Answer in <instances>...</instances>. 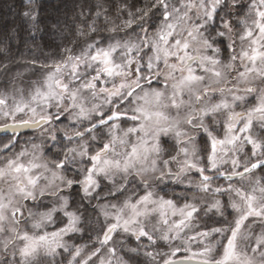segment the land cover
<instances>
[{
    "label": "snow or ice",
    "instance_id": "snow-or-ice-1",
    "mask_svg": "<svg viewBox=\"0 0 264 264\" xmlns=\"http://www.w3.org/2000/svg\"><path fill=\"white\" fill-rule=\"evenodd\" d=\"M7 9L0 264H264V0Z\"/></svg>",
    "mask_w": 264,
    "mask_h": 264
},
{
    "label": "trees",
    "instance_id": "trees-1",
    "mask_svg": "<svg viewBox=\"0 0 264 264\" xmlns=\"http://www.w3.org/2000/svg\"><path fill=\"white\" fill-rule=\"evenodd\" d=\"M12 0H0V29H3L7 26L13 19V15L8 12L7 4L11 3ZM19 3V0H16ZM72 0H41L44 14L52 19H64L66 15V9L71 6ZM70 16V13H67ZM45 41H50L54 39L48 35L44 36ZM23 57L30 56L27 48L21 46L19 49ZM21 57L18 56V59ZM5 82L3 78H0V88H3ZM169 192L172 191V188L168 189ZM208 224L211 226L214 224V220L208 221Z\"/></svg>",
    "mask_w": 264,
    "mask_h": 264
},
{
    "label": "rangeland",
    "instance_id": "rangeland-1",
    "mask_svg": "<svg viewBox=\"0 0 264 264\" xmlns=\"http://www.w3.org/2000/svg\"><path fill=\"white\" fill-rule=\"evenodd\" d=\"M20 71L24 76V83L25 84L29 83L31 80L37 79L36 76L32 75L31 70H25V69L21 68ZM178 191H180V190H178ZM257 229L259 231L258 227H257ZM141 259H143V257H141ZM43 264H47V261H44Z\"/></svg>",
    "mask_w": 264,
    "mask_h": 264
},
{
    "label": "flooded vegetation",
    "instance_id": "flooded-vegetation-1",
    "mask_svg": "<svg viewBox=\"0 0 264 264\" xmlns=\"http://www.w3.org/2000/svg\"><path fill=\"white\" fill-rule=\"evenodd\" d=\"M173 187H175V186H173ZM175 190L178 191V190H180V189H179V188H176ZM257 231H258V229H257Z\"/></svg>",
    "mask_w": 264,
    "mask_h": 264
}]
</instances>
